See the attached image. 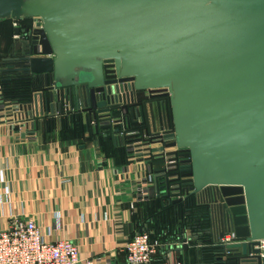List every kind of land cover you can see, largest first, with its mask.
<instances>
[{
  "label": "water",
  "instance_id": "95a60500",
  "mask_svg": "<svg viewBox=\"0 0 264 264\" xmlns=\"http://www.w3.org/2000/svg\"><path fill=\"white\" fill-rule=\"evenodd\" d=\"M31 18L42 29L5 58L38 82L15 109L31 129L76 110L115 145L122 130L157 134L169 123L168 147L189 156V189L218 188L234 234L225 264H264V0H0V20ZM106 62L136 93L112 86ZM162 88L166 107L151 95Z\"/></svg>",
  "mask_w": 264,
  "mask_h": 264
},
{
  "label": "crops",
  "instance_id": "0c3cea01",
  "mask_svg": "<svg viewBox=\"0 0 264 264\" xmlns=\"http://www.w3.org/2000/svg\"><path fill=\"white\" fill-rule=\"evenodd\" d=\"M6 46L0 43L2 57ZM84 139H61L57 130L17 140L0 127V194L8 200L0 226L16 216L33 218L46 240L75 242L83 260L128 264L125 246L146 227L144 210L130 209L132 178L118 179L122 167ZM177 248L165 246L151 264L188 263L186 251L177 255Z\"/></svg>",
  "mask_w": 264,
  "mask_h": 264
},
{
  "label": "built area",
  "instance_id": "2783aa9c",
  "mask_svg": "<svg viewBox=\"0 0 264 264\" xmlns=\"http://www.w3.org/2000/svg\"><path fill=\"white\" fill-rule=\"evenodd\" d=\"M13 27L23 28L15 21ZM36 29H42L40 18H34L28 31L31 33ZM21 39H24L21 34L13 35L14 41ZM108 77L109 80H117L112 86H117L123 93H136L131 82H118L117 72ZM144 95L150 94L145 91ZM151 95L160 97L165 107L170 98V92L166 88L157 89ZM18 106L19 103L16 101H4L0 97V127L5 128L10 134L14 133L17 140L39 138L40 132L36 129L35 123L32 130L30 127L32 121L23 118L22 110H15ZM93 124L91 123L92 126ZM172 133L170 124L166 123L164 129L157 134L122 130L115 136V140L116 138L119 140L117 146L125 147L127 151V164L122 167V172L117 174V178L122 180L124 177H131L134 182V197L130 209L134 210L138 203L160 196L169 201H178L188 194H193L198 203L208 205L213 239L223 249L234 241V234L225 232L221 208L223 201L218 197V188L208 186L198 192L189 189L187 182L191 177L186 172L190 163L189 156L182 151L183 149L176 146L168 147L174 141ZM21 134L25 137L21 138ZM99 154L102 156L100 152ZM0 182H3L2 176ZM7 202L6 194H0V218L4 212L2 207ZM59 216L57 214L56 218ZM222 232L225 233L220 237ZM184 239L188 245L187 232ZM260 243L264 248V241ZM173 244L180 246L181 243H162L158 239H151L149 232L142 231L127 241L126 261L128 264H151L159 251ZM0 264H93V260L81 259L78 246L72 240L60 238L48 241L33 218L16 216L12 217L6 226H0Z\"/></svg>",
  "mask_w": 264,
  "mask_h": 264
},
{
  "label": "trees",
  "instance_id": "16d2710c",
  "mask_svg": "<svg viewBox=\"0 0 264 264\" xmlns=\"http://www.w3.org/2000/svg\"><path fill=\"white\" fill-rule=\"evenodd\" d=\"M3 21L14 22L10 19L0 20ZM14 29L13 26L9 29L12 40L5 48L4 57L0 51V97L4 101L25 103L38 88V82L29 72L15 70L20 67L19 63L5 60L8 57L5 54L10 55L14 47ZM36 129L41 137L57 130L61 139L83 140L86 134L85 142H96L104 158L111 159L117 167L127 164L126 148L115 146L110 138L111 133L105 135L101 130L92 134L87 132L84 114L79 111L62 113L58 118L45 117L36 123ZM136 207L144 210L147 224L143 231L149 232L151 239L177 243L184 238L185 232L189 233L186 250L189 259L186 264H225L223 249L212 236L210 209L208 205L198 203L193 194L178 201H169L160 196L138 203Z\"/></svg>",
  "mask_w": 264,
  "mask_h": 264
},
{
  "label": "flooded vegetation",
  "instance_id": "af4514ba",
  "mask_svg": "<svg viewBox=\"0 0 264 264\" xmlns=\"http://www.w3.org/2000/svg\"><path fill=\"white\" fill-rule=\"evenodd\" d=\"M33 22H34V18L18 21V23L21 25V27H23L22 29L26 30L25 33L21 34L23 36V38H25L26 35H31L32 34V32L30 33L28 31V28H29V25H32ZM5 55H6V57L10 56L8 53L5 54ZM103 66H104L105 72L108 71V72H106L107 74H105L106 76L115 75V73L117 72L116 71V67L111 62L103 63Z\"/></svg>",
  "mask_w": 264,
  "mask_h": 264
},
{
  "label": "rangeland",
  "instance_id": "374dc122",
  "mask_svg": "<svg viewBox=\"0 0 264 264\" xmlns=\"http://www.w3.org/2000/svg\"><path fill=\"white\" fill-rule=\"evenodd\" d=\"M13 26V23H10L9 21H3L0 22V43H6V45L9 44V41L12 40V37L10 35V27Z\"/></svg>",
  "mask_w": 264,
  "mask_h": 264
}]
</instances>
